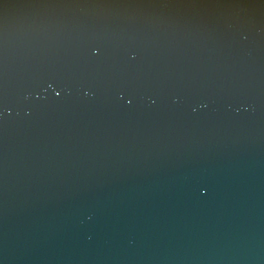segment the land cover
<instances>
[{
	"label": "water",
	"instance_id": "1",
	"mask_svg": "<svg viewBox=\"0 0 264 264\" xmlns=\"http://www.w3.org/2000/svg\"><path fill=\"white\" fill-rule=\"evenodd\" d=\"M214 5L0 0V264H264V16Z\"/></svg>",
	"mask_w": 264,
	"mask_h": 264
},
{
	"label": "snow or ice",
	"instance_id": "2",
	"mask_svg": "<svg viewBox=\"0 0 264 264\" xmlns=\"http://www.w3.org/2000/svg\"><path fill=\"white\" fill-rule=\"evenodd\" d=\"M41 3L49 4H60V5H102L107 2V0H39ZM191 3H205V4H215L222 5L226 3H237L239 0H187ZM248 2L264 6V0H248ZM101 53L99 47H92L91 54L93 56H98ZM135 58V56H132ZM49 88L52 90L54 95L59 98L62 95L63 90H57L51 84ZM123 98V93H121ZM125 102L128 104L132 103L130 98H125ZM11 108L9 106L8 92H7V69H6V59L3 51H0V117H3L6 113L10 112Z\"/></svg>",
	"mask_w": 264,
	"mask_h": 264
},
{
	"label": "clouds",
	"instance_id": "3",
	"mask_svg": "<svg viewBox=\"0 0 264 264\" xmlns=\"http://www.w3.org/2000/svg\"><path fill=\"white\" fill-rule=\"evenodd\" d=\"M213 7H217L223 10L224 18L228 22L229 27H234L236 23H246L248 25H252L255 28V34L259 35L261 32L260 28V18L264 16V8L261 5H256L253 3H226L222 5H214ZM253 12L255 13L254 18L250 17L247 20L242 16L243 13ZM253 261L260 262L261 260L259 256L254 257Z\"/></svg>",
	"mask_w": 264,
	"mask_h": 264
}]
</instances>
